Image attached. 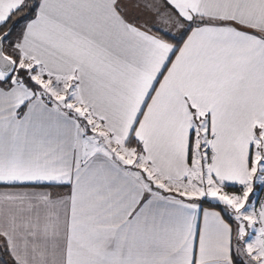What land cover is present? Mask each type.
I'll return each mask as SVG.
<instances>
[{
  "label": "snow or ice",
  "instance_id": "6c2138e0",
  "mask_svg": "<svg viewBox=\"0 0 264 264\" xmlns=\"http://www.w3.org/2000/svg\"><path fill=\"white\" fill-rule=\"evenodd\" d=\"M258 191L264 0H0V264H264Z\"/></svg>",
  "mask_w": 264,
  "mask_h": 264
},
{
  "label": "crops",
  "instance_id": "0c3cea01",
  "mask_svg": "<svg viewBox=\"0 0 264 264\" xmlns=\"http://www.w3.org/2000/svg\"><path fill=\"white\" fill-rule=\"evenodd\" d=\"M260 197L261 198H264V191L262 192V194L260 195ZM0 259H4L2 250H0Z\"/></svg>",
  "mask_w": 264,
  "mask_h": 264
},
{
  "label": "trees",
  "instance_id": "16d2710c",
  "mask_svg": "<svg viewBox=\"0 0 264 264\" xmlns=\"http://www.w3.org/2000/svg\"><path fill=\"white\" fill-rule=\"evenodd\" d=\"M262 192H263V191H261V194H262ZM261 194H260V195H261ZM204 206L210 207V204H209V203H205ZM3 257H4V259H7V257L4 256V254H3Z\"/></svg>",
  "mask_w": 264,
  "mask_h": 264
},
{
  "label": "rangeland",
  "instance_id": "374dc122",
  "mask_svg": "<svg viewBox=\"0 0 264 264\" xmlns=\"http://www.w3.org/2000/svg\"><path fill=\"white\" fill-rule=\"evenodd\" d=\"M260 194H261V191H258V192L256 193V195L259 196V197H260ZM203 207H207V206H204V205H203Z\"/></svg>",
  "mask_w": 264,
  "mask_h": 264
}]
</instances>
